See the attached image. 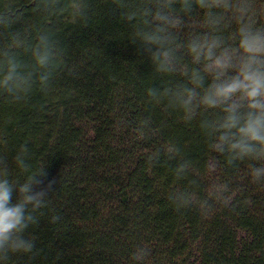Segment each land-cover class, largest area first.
Listing matches in <instances>:
<instances>
[{"label":"trees","instance_id":"1","mask_svg":"<svg viewBox=\"0 0 264 264\" xmlns=\"http://www.w3.org/2000/svg\"><path fill=\"white\" fill-rule=\"evenodd\" d=\"M29 2L0 0L22 7L12 31L28 32L39 22ZM93 6L87 25L58 24L72 71L58 74L49 95L34 91L16 104L0 97L10 169L12 149L27 143L34 166L45 163L39 187L55 182L49 208L28 230L38 254L14 256L12 264H133L138 244L151 249L150 264H264V185L251 182L246 162L217 172L237 189L235 211L217 207L203 216L177 211L167 200L176 184L171 169L149 167L145 154L174 140L205 180L212 178L211 154L195 122L146 103L145 89L160 86L150 60L104 0ZM6 35L0 30V39ZM145 116L156 130L147 142L133 131ZM53 210L61 217L57 223H50Z\"/></svg>","mask_w":264,"mask_h":264},{"label":"clouds","instance_id":"2","mask_svg":"<svg viewBox=\"0 0 264 264\" xmlns=\"http://www.w3.org/2000/svg\"><path fill=\"white\" fill-rule=\"evenodd\" d=\"M109 13L128 26V38L151 62L160 86L145 89V101L164 112L195 122L211 159L207 175L197 173L191 159L174 140L145 154L149 167H170L176 184L167 200L177 210L195 209L203 216L217 207L235 211L237 189L217 175L247 164L251 182L264 185V15L261 0H104ZM39 14L28 32L12 31L20 5H0V97L25 102L39 91H53L58 74L67 69L59 38L60 22L87 25L93 0H30ZM15 9V10H14ZM140 141L156 130L149 117L133 128ZM9 141L0 130V264L17 255L37 253L28 230L49 208L54 181L40 188L45 163L33 164L27 143L14 150V170L8 164ZM20 176L23 178L21 179ZM16 195L13 201V195ZM247 203V201H245ZM61 220L53 210L50 223ZM151 249L138 244L133 264H150Z\"/></svg>","mask_w":264,"mask_h":264}]
</instances>
